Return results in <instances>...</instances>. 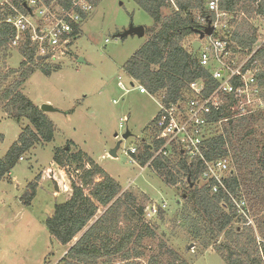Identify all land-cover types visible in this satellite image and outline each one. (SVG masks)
Instances as JSON below:
<instances>
[{"label":"trees","instance_id":"obj_1","mask_svg":"<svg viewBox=\"0 0 264 264\" xmlns=\"http://www.w3.org/2000/svg\"><path fill=\"white\" fill-rule=\"evenodd\" d=\"M132 1L152 19L153 26L145 29L148 39L123 64L125 75L165 105L185 100L189 95V84L199 78H203L211 89L214 88L215 82L198 67L195 58L191 57L192 49L189 51L184 44L187 38L196 36L200 30L192 12L197 11L200 16L207 17L203 0H182L178 11L168 16L163 15V10L170 9L166 0ZM12 2L24 12L20 0ZM220 6L224 10L244 14L231 38L239 48L251 50L257 40V29L248 19H264V0H220ZM9 13L8 9H0V54L4 58L15 36L11 26L4 22ZM17 48L22 57L18 69H0V109L17 124L26 121L27 125L0 158V180L10 174L20 158L36 145L53 141L55 132L53 122L22 93V87L35 71L40 70L49 76L59 71L60 66H46L45 61H38L36 50L28 42L20 43ZM248 66L259 68L257 79L264 93V44L256 51ZM228 114L223 109L221 118ZM262 118L264 112L234 119L227 124L225 135H215L203 142L205 161L227 158L230 163L233 173L225 180L226 191L219 189L213 193L212 187L205 182L199 186L205 171V165L199 159L187 163L177 150L168 158H153L162 144L156 140L155 118L149 127L152 131L150 143L141 142L136 153L130 155L141 168H152L170 186L185 182L186 189L182 194L183 204L178 217L190 238L203 250L212 248L224 264H264V211L253 215L255 228L235 227L234 224L244 223L245 219L230 199V195L233 198L240 197L241 192L245 191L251 210L254 207L260 210L264 206V174L260 179L256 172L247 173L248 168L257 164H261L264 172V159L256 163L254 154L244 153L242 148L237 150L234 143V140H245L242 128L247 126L253 129V125ZM250 134L251 131L245 133L246 136ZM237 153L243 154L237 157ZM67 154V149H58L53 161L63 168L65 158L68 162L71 159L80 161L82 157L80 151L70 159L66 157ZM261 154L264 157V148ZM86 162L89 168L81 172L80 183H71L70 197L55 205L52 215L44 221L48 233L61 245L66 246L77 238L60 264H135L144 256V236L154 237V232L147 226L146 231L141 232L132 225L141 221L144 207L137 204L133 194L121 193L120 184L91 158L88 157ZM37 184L38 179L27 185L22 198L24 204L31 203ZM100 209H104L103 213L94 220ZM123 223L125 226L120 228ZM147 264L189 263L175 251L167 249L165 254L149 257Z\"/></svg>","mask_w":264,"mask_h":264},{"label":"rangeland","instance_id":"obj_2","mask_svg":"<svg viewBox=\"0 0 264 264\" xmlns=\"http://www.w3.org/2000/svg\"><path fill=\"white\" fill-rule=\"evenodd\" d=\"M171 12L172 9L163 10V15L168 16ZM196 15L197 11H194L192 17ZM242 17L239 16V21ZM248 22L258 30L256 41L264 39V19L256 17L248 19ZM130 25L146 29L153 26V21L132 0L100 1L81 23L80 36L71 51L61 59L45 60L44 65H57L60 70L49 76L37 70L24 83L22 93L36 106L48 104L56 109L47 113L55 132L53 141L36 145L23 155V160L10 174L0 180V264H60L75 240L66 246L61 245L48 233L44 221L52 215L55 205L70 197L71 183H80L81 172L89 168L88 157L120 184L121 193L133 194L137 204L144 207L141 221L132 225L141 232H145L147 226L154 232V237L144 236V256L135 264H147L149 257L165 254L167 249L175 251L189 264H224L212 248L203 250L190 238L178 217L185 182L170 186L152 168H141L128 154L130 147L137 148L141 142L150 143L152 131L149 127L160 103L148 94H140L137 90L139 84L129 79L122 70L123 64L148 39L146 31L142 38H115ZM196 38L197 35L185 40L189 51ZM17 46L11 43L5 58L0 54V69H18L22 57ZM118 82L125 90L117 86ZM124 118L127 121H123ZM26 125V121L17 124L0 109V158ZM226 126L223 124L211 129L208 137L225 135ZM126 131L130 136L123 140ZM242 131L245 140H234L237 150L242 148L244 153L254 154L256 163L264 159L261 154L264 148V118L253 125V129L246 126ZM249 131L251 134L246 136ZM118 144L116 158L109 156ZM63 148L67 149L66 157L69 159L80 151L81 160L67 162L65 158L66 164L61 168L53 161V156L56 150ZM255 172L262 179L264 172L261 164L247 169V173ZM36 179L35 196L26 205L22 198L27 185ZM203 184L201 181L199 186ZM234 202L244 210L242 217L245 219L244 223L234 224L235 227L255 228L253 215L263 212L264 206L260 210L255 207L251 210L245 191L240 197H234ZM162 204H166V208L161 209ZM154 205L158 214L149 218L147 209ZM103 211L100 209L94 220ZM124 226L125 223L120 228Z\"/></svg>","mask_w":264,"mask_h":264},{"label":"built area","instance_id":"obj_3","mask_svg":"<svg viewBox=\"0 0 264 264\" xmlns=\"http://www.w3.org/2000/svg\"><path fill=\"white\" fill-rule=\"evenodd\" d=\"M98 1L20 0L24 8L22 12L15 7L12 0H0V9L10 10L4 22L14 30L12 44L28 42L29 46L36 50L37 56L61 59L73 48L78 39L77 35L81 32V23L94 11ZM180 1L182 0H166L173 11H178ZM203 2L207 17L197 13L193 18L199 25L200 32L209 27L212 32L201 40H198L197 35L196 40L200 46L195 60L198 67L209 74L216 86L211 89L203 78H199L189 84V95L185 100L168 105L159 103L154 128L156 140L162 144L153 158H168L177 150L187 163L194 159L201 160L205 165L201 181L210 185L212 192L216 193L219 189L226 191L225 180L233 171L227 158L213 162L205 161L203 142L211 138L208 134L213 128L227 125L234 119L264 112V93L257 79L259 68L248 66L256 51L264 44V39L256 41L251 50L239 48L232 41L231 35L239 23V16L244 14L222 9L220 0ZM117 86L125 90L121 82H118ZM137 90L140 94H147L141 86H138ZM223 109L229 114L221 118ZM123 121L127 119L124 118ZM135 153V147L128 149L129 155ZM21 160L23 158H20ZM230 199L238 208V212L244 213L231 195ZM160 207L164 209L166 204ZM147 211L149 218H155L158 214L155 205Z\"/></svg>","mask_w":264,"mask_h":264},{"label":"water","instance_id":"obj_4","mask_svg":"<svg viewBox=\"0 0 264 264\" xmlns=\"http://www.w3.org/2000/svg\"><path fill=\"white\" fill-rule=\"evenodd\" d=\"M211 32H212V29L210 27L209 28H206L204 30V32L197 31L196 33L198 35V40H201L205 35H210ZM144 35H145V29H144V27L130 25L128 29H126L123 32L115 35V38H117V39H125V38L130 37V36H137L139 38H142ZM198 40H195L192 43V53H191L192 59L195 58V54H196V52H197V50L199 49V46H200V43H199ZM49 58H50L49 56H38L37 57V60L38 61H45V60H48ZM39 109L44 114H47L49 112H55L56 111L55 108H53L51 105H48V104H44V105L40 106ZM114 136L116 137V135H114ZM129 136H130V133L128 131H126L123 134L122 139L123 140H126ZM118 148H119V144L114 149H112L109 152V156H111L113 158H116V151L118 150ZM55 189H57L56 185H55ZM76 240L77 239H75V241Z\"/></svg>","mask_w":264,"mask_h":264},{"label":"crops","instance_id":"obj_5","mask_svg":"<svg viewBox=\"0 0 264 264\" xmlns=\"http://www.w3.org/2000/svg\"><path fill=\"white\" fill-rule=\"evenodd\" d=\"M46 116H47V114H46Z\"/></svg>","mask_w":264,"mask_h":264}]
</instances>
